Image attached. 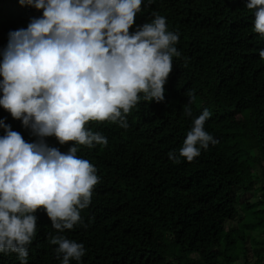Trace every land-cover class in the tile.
Segmentation results:
<instances>
[{
	"label": "trees",
	"instance_id": "1",
	"mask_svg": "<svg viewBox=\"0 0 264 264\" xmlns=\"http://www.w3.org/2000/svg\"><path fill=\"white\" fill-rule=\"evenodd\" d=\"M142 7L130 31L153 12L164 15L169 30L180 33L181 55L173 57L165 100L142 98L128 114L129 127L88 122L108 144L80 145L77 153L101 179L81 210L83 222L63 233L87 250L72 264H264V36L254 31V10L245 0H153ZM41 14L0 0V49L10 29ZM204 108L212 113L204 127L218 143L173 162L169 151L179 150ZM5 117L26 140L36 139L0 106ZM46 140L61 151L73 143ZM248 193L255 199L238 202ZM36 214L28 264H60L50 243L59 230L46 212ZM0 264L20 261L15 252L0 253Z\"/></svg>",
	"mask_w": 264,
	"mask_h": 264
},
{
	"label": "clouds",
	"instance_id": "2",
	"mask_svg": "<svg viewBox=\"0 0 264 264\" xmlns=\"http://www.w3.org/2000/svg\"><path fill=\"white\" fill-rule=\"evenodd\" d=\"M42 10L26 27L10 29L0 49V106L31 129L28 141L0 118V253L15 252L28 264L29 245L38 231V211L46 212L59 230L50 243L60 264L81 261L83 242L68 238L65 229L83 222L100 181L96 166L77 155L80 145L108 144L89 121L115 122L129 127L128 114L143 98L165 100L173 69L179 31L169 30L167 17L137 25V13L153 0H19ZM254 10V31L264 36V0H245ZM264 59V48L259 50ZM195 97L191 96L190 100ZM191 107L186 112L191 115ZM208 108L194 118L179 150L169 159L193 160L218 139L204 127ZM67 151L51 146L46 137Z\"/></svg>",
	"mask_w": 264,
	"mask_h": 264
},
{
	"label": "rangeland",
	"instance_id": "3",
	"mask_svg": "<svg viewBox=\"0 0 264 264\" xmlns=\"http://www.w3.org/2000/svg\"><path fill=\"white\" fill-rule=\"evenodd\" d=\"M249 195H250L249 193L247 194V196H244V195L239 194L238 197H237L238 202H242L247 197H248L247 200H250V201H252V200L255 199V197H251ZM261 236H262V240H264V234H262Z\"/></svg>",
	"mask_w": 264,
	"mask_h": 264
}]
</instances>
